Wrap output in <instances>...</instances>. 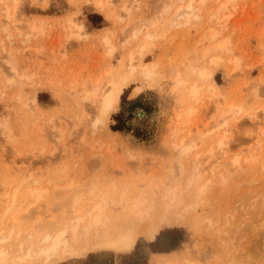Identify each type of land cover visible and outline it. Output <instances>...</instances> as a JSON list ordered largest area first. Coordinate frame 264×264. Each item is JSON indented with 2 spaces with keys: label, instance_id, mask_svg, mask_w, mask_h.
Masks as SVG:
<instances>
[{
  "label": "rangeland",
  "instance_id": "rangeland-1",
  "mask_svg": "<svg viewBox=\"0 0 264 264\" xmlns=\"http://www.w3.org/2000/svg\"><path fill=\"white\" fill-rule=\"evenodd\" d=\"M1 1L4 2V0H0V11L3 12L5 7L9 8L8 10L10 14L13 13L14 23L13 24L10 20L7 24L8 26L6 25V30H4L5 27L4 29H0V63L2 62V65L3 63L5 64V61L1 59L7 61L5 58L6 54L4 55L3 52H9L10 58L8 57L9 55H7V57L14 68V72L12 71L13 78L12 73L9 71L5 72L6 70H9L10 66L8 67L5 65V67L8 68L5 69L4 66L0 64V74L2 75H0L1 206L5 204V199L3 198L4 194L15 187L17 183L27 175H30V180H38L42 183L41 185L44 188L51 192L56 189L55 186H62L63 182H59L55 178V176L58 177L60 174L59 171H56L60 168V165L62 167L65 166L63 171H66V174L68 172V178L80 177L86 179L91 176L89 174L93 175L94 173L95 175V173L99 174L103 171L108 174L111 173L119 178L120 170L114 165H116V163L121 164V162L124 161L127 162L125 158L126 153H124L126 147L131 150L133 149V152L136 151V154L141 153L142 159H144H139V161L134 160L131 163L136 169L143 171L144 175L148 174L150 173V169L158 167L160 160L162 162L173 160L172 153L175 154V158H173L177 159L176 152L174 150L171 151L169 147L170 144L168 143L169 141H167L169 140L168 135L169 133L171 134L173 130L172 128L178 127L180 124L179 121L182 123L187 119V121H191V124L187 125L191 134H193L194 137L199 135V133L201 135L199 138L196 137V140L191 134L190 137L188 136L189 140L194 143V148H196L189 153L190 155L188 154L181 159L186 165V173L181 179H185V182L191 175L192 172L191 170L189 171L191 168H189L190 166L188 165H191L194 155L198 153V158L200 160L199 166L201 167V181L199 180L200 182L198 181V184L202 185L207 179L215 180L214 184L210 187L211 190L209 189L205 193V196H203L204 200L202 199V203L200 202L196 209L192 210L190 214H187L189 217L186 216L182 224H168L156 235L157 237L159 233L164 230H178L175 234L161 235L159 238V244L156 245V247L167 248L170 243L178 241V239L182 237V241L179 242L178 248L175 250L166 253H151L148 248V243L151 242L138 238L133 249L128 252L117 253L113 251H101L90 253L83 258L71 259L58 264H133L135 260L133 250L136 244H138L136 250L137 255L143 256L146 259L147 264H166V262H169L170 264H264V243H262L264 242V213H262L264 212V0H232L233 3L230 2L228 5L229 10L225 13L223 12V14H228L229 11L233 10L232 15L234 16H231L227 23V26H229L228 28H230H226L228 31H225V29L222 30V28L219 29L220 27L218 28V26H220V23H216L215 20L206 19L207 16L208 18L211 17V14L217 7L216 0H206L207 3H204L206 6L208 5L207 7L204 6L205 4H199L202 12L200 14L203 16V23L200 21V24L196 23V27L195 25H191V28L190 25H188L189 28H187V26L171 28L164 34L161 32L162 35L158 32V39H155L154 44L156 45L158 42L159 45L155 46L153 44L150 46L144 56L146 58V63H153L154 61V63H156L158 60L157 63L163 72L162 79L160 77V79L157 80L159 82L155 81L153 84L138 82L137 84L124 88L118 104L114 106L109 114L106 121V128L104 129V127L100 125L97 126V133L99 132V135L97 133L92 134L90 132L91 134H89L87 132L89 131L88 122H90L91 119H87L85 114L93 119L94 117L92 115H94V113L96 114V111H94V105L90 101H88V104L87 100L86 103H84L85 100L83 103L80 102V100L82 101L80 96H82V94L84 96L87 84H89L88 90L90 92V90H93L90 85H93L94 87L93 81L95 82V79H99L97 88L98 92L96 91V101L99 102V98H101L100 93L102 94V91L108 86L107 81L109 80V77L104 75L105 72L110 68H117L120 66L127 56L125 53H128V50H131L134 45L132 42L127 44L126 39H124L127 38L129 31L128 27L138 23V20H144L146 15H148L146 18L149 19L153 16L156 17V14L159 13L161 7L160 4L168 2L169 0H130L131 3L128 2L129 0H113L114 4L111 0H88V2L86 0H9V2L8 0H5L4 3ZM11 1H15L16 4H12L13 2ZM124 2L127 3L126 5L129 7V10L127 12L125 11L126 14L124 12L121 14L124 13L123 16L127 15L128 18L124 17L121 21L119 20V22L116 20L123 16L120 14L121 11H119L120 9L118 7ZM96 3H98V5ZM181 3L180 0H175L174 8H177ZM99 4L101 5L99 6ZM3 5L5 7H2ZM11 6L14 8L13 10ZM117 12L121 16L117 17ZM1 14L2 13H0V19ZM139 17L140 19H138ZM19 20L23 21H20L21 24H26L25 27H23L26 32L29 30L28 27H30L32 23H39L43 32L41 31L40 34H36L34 38L33 36L26 38L27 42L24 43V40L22 39L25 38L26 34H24L23 30H21L22 32L18 30V28L20 29L23 26H20L21 24L17 25ZM68 21L81 27L83 35L80 31L79 34L81 33L82 37L79 36L78 38V36L73 35L76 34V32L78 33V31L74 30V24L70 25ZM10 23L12 24L10 25ZM9 25L12 28L17 25L16 29L18 31L10 29ZM124 26H126V29L128 28L127 31L125 30V33L121 31ZM211 27L219 30L221 33L220 37L224 38L228 36L229 42L231 43L228 47L230 51L221 55L224 57L216 67H209L213 73L210 81L205 83L197 82V84L201 86V89L197 96L198 100H194L187 95V84L186 86L179 88L173 86L175 85V82L172 78H174L177 71L182 72L185 66L178 65L173 61L171 62V55L175 54V52L173 53L172 48L174 45V48H176L178 46L176 44H179L180 40L184 45L188 44L186 45V48L184 46L186 50L190 49L194 45L193 43V45L190 43H196L197 41L195 40L197 38V40L200 39L199 35L201 36L203 31ZM156 28L154 29L156 30ZM68 29L71 31V36L68 34ZM229 30L233 31V33H230ZM181 32L183 34L186 32L184 34L185 36ZM7 33L10 35L7 36L11 37L10 40L5 37ZM14 34H19V36H15ZM180 34L183 35L181 39ZM124 35L126 37H124ZM160 35L162 37L159 39ZM172 35H175L174 39L169 40L170 38H168V36L171 37ZM67 36L69 37L66 39L65 37ZM103 37L108 40V47L112 46L110 47L111 51H113L112 49L114 48V51L108 54L109 61L108 58L105 57L108 47H103L102 42L100 41ZM119 38L121 39V43L118 44L117 39L118 42H120ZM162 38L164 41L167 39L165 41L166 45H164ZM183 39H185V41ZM9 41H12V43ZM169 41H173L172 43L170 42L171 46L169 45ZM213 43L214 41H206L203 44L212 45ZM25 47L28 49V52L24 51L26 49H22ZM39 47H41L42 50L44 48L42 56L33 52ZM15 49L20 50L17 51ZM11 51H13V53ZM14 51L17 52L15 53ZM167 56H169L168 58L170 59L168 65L174 67L173 71H170V68H168L169 66L166 61ZM174 57L175 55L173 56V59ZM228 57L231 59H234L235 57L240 59L239 67L236 70L231 71L233 64L227 60ZM172 63L173 65H170ZM255 63L256 65H254ZM244 66L246 68H244ZM102 71L105 72L101 73ZM3 72H9L7 75H10V77L13 78V82L16 81L15 84L9 83L10 86H8L6 79L3 81L4 77L7 76L5 74L3 77ZM31 73L35 76L33 74L30 75ZM98 73L103 76L100 75L98 78ZM18 75H22V77L20 78ZM28 76H33L30 77L31 81ZM86 76L89 77V83L87 81L86 84L85 81L83 84L84 86L82 85L81 88V83L87 78ZM185 78L188 83H192V80H194V77L190 73H186ZM81 80L83 81L81 82ZM47 81H49V83ZM2 82L5 84H2ZM135 86L140 88L136 96L132 94ZM79 87L83 90L81 91ZM174 87L176 89H173ZM76 92L77 94L80 92V96L75 95ZM208 92L211 93L209 94ZM209 96L211 97L210 103L207 101ZM217 100L220 102H217ZM26 102H28L27 105H24ZM207 103H209V105ZM229 104L235 106L236 109L240 105V110L237 111V114L234 113L230 115L227 126L216 127V125L221 123L222 115L229 116L228 114L231 113V110L228 109V106H230ZM205 105H208V107L206 106V108ZM82 109L84 110L82 111ZM188 109H195L193 116H186V114L188 115ZM92 111H94V113ZM183 112L185 116H183ZM254 113H256V116ZM253 115L254 118L251 119ZM177 117L178 119H175ZM192 118H195L194 121ZM209 118L213 123L210 120V124L206 122V119ZM203 119H205L204 125L202 123L204 121ZM87 120L89 121L87 122ZM176 122L179 123L177 126L175 125ZM196 123L199 125L197 126ZM89 124H91V122ZM192 124L198 127V133H194L189 129L191 126L193 127ZM72 126L74 129H70ZM196 127H194L195 131ZM225 129L228 131L226 130V132L221 133V131H225ZM186 131L187 129L185 128L182 132L183 134L181 133V135L179 134L177 136L178 138H176V141L181 137H186L188 132ZM260 131L263 132L260 133ZM71 132L73 133V136H70V134L68 135V133ZM77 132L78 134H81L83 144L76 141L75 138H77V136L79 137ZM98 138L99 142L103 144L100 151L104 152L106 151L104 149L107 148V150H109L112 148V151L110 152L111 156L107 153L108 151L101 157L92 155V151L89 149L90 145L88 146V144L91 140L93 142V140H97ZM218 139H221L224 149L222 150L225 153L222 150L217 149L216 142ZM114 143L118 145L114 146ZM210 147L215 150L216 157H220L218 161L219 163H217L219 168L215 170V179L212 176L211 168L213 165L214 167L218 166L209 161L206 154V148L209 149ZM235 156H238L239 158V166L236 169H230L227 163ZM94 157H99V162L96 164H93L95 163L93 160ZM110 157H116V160L111 162V164ZM153 157H156L157 159ZM104 158H108V161ZM90 159H92V164L89 163ZM101 159H104L105 162ZM152 161H156V163H153V165H155H151L152 167L150 166L148 168L147 164L150 165V162ZM74 163H76L77 169ZM244 166L245 169L243 170ZM62 167L61 169H63ZM226 170L230 171V175L227 176L225 182H222L219 174L222 173V175L225 176ZM81 173H83V175ZM232 174L233 178L231 177ZM48 175L49 177H47ZM47 180L50 182L48 183ZM53 195L54 194L50 195L51 197L47 196L48 200L54 197ZM53 202L55 203L56 201L53 199L51 204H53ZM208 202L211 206H209L210 204ZM207 203L208 205H206ZM51 204L47 202L46 206ZM261 207H263V209H260ZM215 212H217L219 216L214 215L216 214ZM227 212L228 214H226ZM215 216L218 217V221L214 219L216 218ZM193 217H196L199 220L203 218L208 220L207 222L203 221L207 227L209 226L208 229L204 226L205 224L200 225L201 228L199 226L195 227L193 224L191 225V223H193ZM247 219L249 221H247ZM207 223H209V225H207ZM192 228L198 231L193 230ZM155 239L152 242H154Z\"/></svg>",
  "mask_w": 264,
  "mask_h": 264
},
{
  "label": "bare ground",
  "instance_id": "bare-ground-1",
  "mask_svg": "<svg viewBox=\"0 0 264 264\" xmlns=\"http://www.w3.org/2000/svg\"><path fill=\"white\" fill-rule=\"evenodd\" d=\"M86 1L88 2V0H86ZM111 1H113V0H111ZM114 1H113V4H114ZM126 1H128V0H126ZM174 1L169 0L168 2H164V3L160 4L161 7L159 10V13L156 14V17L153 16L154 18L151 17L149 19V18H146L148 16V15H146L145 19L143 18L145 21L144 20H141V21L138 20L139 21L138 23H135V24L133 23L134 25H132V26L130 25V27H128L129 28V31H128L129 35L127 34V38H124V39H126L127 44L132 42V44H134V45L132 46L131 50H128V53H125V54H127V56L120 66H118L117 68H110L109 67L110 69H108L106 72L105 71L101 72V73L105 72L104 75H107L109 77V80L108 81L106 80L108 82V86L106 85L107 87L105 89L103 88L104 90L102 91V94L100 93L101 98L98 97L100 99L99 102L96 101V98H97L96 97V91L98 90L97 88H98V84H99L98 83L99 79L96 80L94 78L95 79V82L93 81L94 87H93V85H90L93 88V90L92 91L90 90V92L88 90L89 84H87V81L89 83V79H88L89 77L86 76L87 78H85L84 81L81 80V82L83 81L81 83V86H80L81 88H82V85L84 84L85 81L87 84V86H86L87 89H86L85 93L82 92V93H84V96H83V94H82L83 97L80 96L79 95L80 92H78V94H77V92H76V94L75 93H73V94L79 95L80 98L82 99V101L80 100V102H82V103L84 100H85L84 103H86V100H87V104L89 103L88 101H90L94 105V109H95L94 111H96V114L94 113V111H92L95 115V116L92 115L94 117L93 119H92V117H89V115L85 114V116H87L86 117L87 119H89V120L91 119V121H90L91 124H89L90 122H88L89 120H87L88 125H89V131H87V132L89 134H91V133L96 134L97 133V126H99V125L104 127V129L106 128V124H107L106 121L109 117V114H110L111 110L114 108V106H116L118 104L120 95H121L124 88L132 86L134 84H137L138 82H145L147 84L148 83L153 84L155 81L160 79V77L162 79V73L163 72L160 69L159 64L157 63L158 60L156 61V63H154L155 61L153 63H146L145 62L146 58L144 56L145 52L150 48V46H152L154 44L155 39L156 38L158 39V32H160V33L162 32L164 34L171 28L180 27V26H187V28H189L188 25H190V28H191V25H195L196 23L200 24V21H202L203 16L200 14L202 12H201V9L199 7L200 6L199 4L202 5V4H205L204 2L207 3L206 0H180V2H182V3L177 8H174ZM233 1L232 0H223V1L216 0L215 1L217 4L216 10L211 14V17H209V18H208V16L206 18V16L204 15L205 18L209 19V20H211V19L215 20L216 23H218V24L220 23V26H218V28L220 27L219 29L222 28V30L225 29V31H228V29H230V28H228L229 26H227V23L229 21V18L231 16H234V15H232L233 10L229 11L228 14H223V12L225 13L227 10H229L228 5L230 2L233 3ZM1 2H3V1H1ZM4 2H5V0H4ZM8 2H9V0H8ZM11 2H13V1H11ZM14 2L12 4L15 5L16 2L15 3ZM128 2L131 3L130 0ZM96 4L98 5V3H96ZM126 4L127 3L124 2L119 7L117 6L120 9V10L119 9L118 10L121 11L120 14L122 12H124L126 14V12L129 10V7ZM100 5L101 4H99V6ZM103 6H105V5H103ZM111 6H113V5H111ZM204 6H206V4ZM2 7H5V6L3 5ZM235 8H236V6H235ZM8 9L9 8L5 7V9H3V12L0 11V13H2L1 19H0V27H1L0 29H4V27H5L4 30H6V25L8 24V22H10V20L13 23V13L11 12L12 14H10ZM13 9L14 8L12 7V10ZM231 9H233V8H231ZM0 10H1V8H0ZM115 10H117V9H115ZM118 12L116 13L117 17L124 15V13L120 15V14H118ZM124 17H127V15L121 17L120 19H117L116 21H119V20L121 21ZM20 18H22V17H20ZM138 19H140V17ZM147 19H149V20L146 21ZM20 21L23 22L22 20H19V23L17 22V25L21 24ZM136 22H137V20H136ZM12 23H10V25ZM68 23H70V25L74 24V23L72 24L71 21L70 22L68 21ZM202 23H203V21H202ZM25 25L21 24L20 26H22V27L20 29L17 27L18 30H20V31L23 30L24 34H26V36L24 35L25 38L22 39V40H24V43L27 42L26 38H29L30 36L31 37L33 36V38H34V36L36 34L38 35L41 33V31L43 32V30H41V28H40L39 23L38 24L32 23L30 25V27H28L29 30L27 32L23 29V27H25ZM16 26L15 27L13 26L14 28H12L10 26V29H13V30L15 29L16 31H18L16 29ZM156 26L158 29L156 28ZM197 26H199V25H197ZM73 27H74V30L78 31V33L76 32V34H73V35L78 36V38H79V36L82 37L83 32H81L82 31L81 27L78 25H75V24L73 25ZM125 27L126 26H124V28H123L124 30L121 29V31H123V33H125L128 30V28L126 29ZM195 27H196V25H195ZM202 27H204V26H202ZM154 28H156V30ZM199 28H201V27H199ZM226 28H228V29L226 30ZM46 29H47V27H46ZM68 31H69V29H68ZM79 31L82 33V35H81V33L79 34ZM69 32H68V34H69V36H71L72 35L71 31H69ZM231 32L233 33V31H230V33ZM162 33H161V35H162ZM20 34H22V33H20ZM178 34H179V32H178ZM196 34H197V32H196ZM258 34H260V33H258ZM7 35H9V33H7L5 35V37H7L10 40V38H11V37H9L10 35L9 36H7ZM14 35L19 36V34L18 35L14 34ZM161 35H160L159 39L162 37ZM183 35H181V37L179 36L180 39L182 38ZM69 36H67L65 38L67 39ZM174 36L175 35H172L171 36L172 38L168 36V38H170L169 40H173ZM220 36H221V33L219 32V30L213 29V27H211V28H209V29L207 28V30L203 31L201 36L199 35L200 39L197 40L198 39L197 38L195 40V41H197L196 43H194V42L190 43V44H192V43L194 44V45L192 44L193 46L191 45L192 46L191 48L189 47L190 49L186 50L185 48H186V45H188V44L184 45L180 40H179V44L178 43L176 44L178 46L176 48H174L175 47V45H174V47L172 48L173 53L175 52V54H174L175 57L173 59L174 55H171L172 59H173V60L171 59V62L173 61V62L177 63L178 65H184L185 66L184 70H182V72L177 71L176 74L174 75V78H172V79H174V82H175V85H173V86H175L176 88H179V87L186 86V84H187L188 85V88H187L188 94L187 95H189V98H191V99L198 100L197 96L199 94L201 86H199L197 84V82L205 83V82H208L212 79L213 73L209 67H211V66L216 67L224 57V56L222 57L221 55L223 53L226 54V52L228 53L230 51L228 49V47L230 46L229 44H231V43L229 42L228 36L224 37V38H222ZM104 37H105V35H104ZM104 37H103L104 40L101 39L100 41L102 42L103 47H105V46L108 47L109 42ZM124 37H126V36L124 35ZM165 37H166V35H165ZM35 38H37V37H35ZM163 38H164V35H163ZM166 40L167 39H165V41ZM183 40L185 41V39H183ZM103 41L105 44L103 43ZM119 41L120 42H118V39H117L118 44L121 43V39ZM162 41L164 42V45H166L164 39ZM206 41H214V43L212 45H204L203 43ZM1 42H2V40H1ZM7 42H8V40H7ZM170 42L172 43L173 41H169V45L171 46ZM186 42H188V41H186ZM10 43H12V41ZM22 43H23V41H22ZM156 45L157 46L159 45L158 42ZM162 45H163V43H162ZM124 46H125V44H124ZM184 46H185V48H184ZM41 47H39L40 49L37 48V50L33 51V52H36L37 55L40 54V56H42V54L44 52L43 51L44 48L42 50ZM110 47H112V46H110ZM110 47H108V49L106 48L107 51L105 53L106 54L105 57H107V58L109 57L108 54L114 51V48L112 49L113 51H111ZM17 48H19V47H17ZM120 48H121V46H120ZM170 48H169V50H170ZM2 49H3V47H2ZM10 49H13V48H10ZM22 49L24 50V49H26V47L22 48ZM15 50L18 51L20 49H15ZM8 51H10V50H8ZM17 51H14V52L16 53ZM24 51L28 52V49H26ZM2 52H3V50H2ZM11 52L13 53V51H11ZM3 54L4 55L6 54L5 58L7 59L8 63L6 60L1 59V60L5 61V64L3 63V65H2L1 64L2 62L0 64L2 66H4L5 69H8L7 67H5V65L8 67L9 66L12 67L10 60H9L10 54H9V52L8 53L3 52ZM166 54H167V52H166ZM168 54H169V51H168ZM7 55H9L8 56L9 58L7 57ZM11 57H12V55H11ZM168 57L169 56H167V59H166L167 65L170 62V59ZM227 60L229 62H232V64H233V67H231V71L236 70L239 67L238 66L239 61H240L239 58L235 57L234 59H231L228 57ZM108 61H109V58H108ZM221 63H223V62H221ZM170 65H173V63ZM254 65H256V63ZM10 67H9V70H6V71L4 70V71L5 72L9 71L10 73H12V71L14 72V68L13 67L10 68ZM246 67H247V65H246ZM246 67L244 66V68H246ZM249 67H250V64H249ZM168 68H170L169 69L170 71H173L174 67L169 66ZM2 69H1V71H2ZM237 71H239V70H237ZM240 71H241V69H240ZM5 72H3V77L5 76V74L7 75L9 73V72L5 73ZM186 73H190L194 77V80H192L193 81L192 83H188L186 81V78H185ZM32 74L33 73H31L30 75H32ZM100 75L98 73V78L100 77ZM12 76H13V73H12ZM18 76H20V78L22 77V75H18ZM101 76H103V75H101ZM28 77L30 79V77H33V76H28ZM13 78H14V76H13ZM13 78H11L10 75H7L4 77L3 81H5V79H6L8 86H10L9 83L15 84V82H16V81L13 82ZM30 81H31V79H30ZM47 82L49 83V81H47ZM157 82H159V81H157ZM2 84H5V83L2 82ZM19 85H20V83H19ZM80 87H79V89H81ZM175 87L173 89H176ZM206 88H208V87H206ZM211 88H212V85H211ZM82 90L83 89H81V91ZM139 90H140V88L138 86H135L132 94L136 96V94L139 92ZM208 93L210 94L211 92H208ZM214 94H215V92H214ZM187 97H186V100H187ZM208 98H207L208 100L207 99L206 100L209 101V103H210L211 97L209 96ZM179 101H180V99H179ZM217 102H220V101L217 100ZM27 103L28 102H26L24 105H27ZM78 103H79V101H78ZM181 103H183V102H181ZM188 103H190V102H188ZM209 103H207V104L209 105ZM193 104H196V103H193ZM93 105H92V107H93ZM208 105H205V107L206 106L208 107ZM219 106H220V104H219ZM237 106H238V103H237ZM228 107H226V108L230 109L231 113L228 114L229 116H225V115L223 116L222 115V117H221L222 121H220L221 123L216 125V127L217 126L218 127L227 126V124L229 122L228 119L230 118V115H232L234 113L237 114V111L240 110V108H239L240 105L237 109L235 106H232V105H230ZM220 108H221V106H220ZM226 108H225V112H226ZM260 109H261V107H260ZM83 110L84 109H82V111ZM92 110H93V108H92ZM187 111H188L187 112L188 115L186 114V116L191 117V115L193 116V114L195 113V109H188ZM184 112H183V116H185ZM90 113H91V111H90ZM243 114H245V113H243ZM254 115L256 116V113H254ZM254 115H253V117H251V119L254 118ZM178 117L175 119H178ZM180 117H182V116H180ZM190 117H188V118H190ZM192 119L194 121L195 118H192ZM187 120L185 122H182V123H181V121H179L180 124L177 123L178 122L177 121L175 123V125L177 126V124H179L178 127L172 128L173 130H172L171 134L168 132L169 138H168V136H167V138L169 140H167V138H166V140L169 141L168 143L170 144L169 147H170L171 151L174 150L176 152V155H177L176 158L177 159H174L175 154L172 153V159L173 160H171L169 162H162L160 160L158 167H156V168L154 167L153 169H150V173H148V174L144 175L143 171L136 169L131 163L134 160L139 161V159H142L141 153L136 154L135 153L136 151L133 152L132 151L133 149L131 150L127 147L125 148V152H124V153H126L125 158H126L127 162L124 161V162H121V164L116 163L117 166L114 165L115 167H117L120 170L119 171L120 172L119 178L115 177L111 173L108 174L104 171L99 173V174L95 173V175H94V173H93V175L89 174L91 176L89 178H86V179H82L80 177L68 178L67 177L68 172L66 174L65 173L66 171H63L65 166L62 167L60 165V168H59L60 170L57 169L56 171H59L61 175L59 174V176L57 175L58 177L55 176V178L57 181L63 182V185L57 186V187L54 185L56 189L51 192V191H48L46 188H44L41 185L42 183H40L38 180H34V179L30 180L31 179L30 175L29 176L27 175L29 173L25 174L27 176L23 177L17 183V185L15 187H13L10 191L6 192L4 194V197L2 196L5 199V202H4L5 204L2 206L0 205V264H58V263H63L65 261L71 260V259L83 258L90 253H97V252H101V251H113V252H117V253L128 252V251H131L133 249L138 238H142L148 242H152L155 239L158 232L160 230H162L166 225H168V224H172V225L182 224L184 222L185 217L186 216L189 217L187 214H190L192 210L196 209L197 205L204 198L203 196H205V193L210 189V187L214 184V181H215L213 179H207L203 182L202 185L198 184V181L201 179V174H200V168L201 167L199 166L200 160L198 158V156H199L198 153H196L194 155V158L191 161V165H188V166H190L189 168H191V169H189V171L191 170V172H192L191 175L187 178V180L185 182H184L185 179H183V180L181 179V178H183L182 176L186 173V165L181 161V159H182V157H186L189 153H191V151L193 149L196 148V147L194 148V143L189 140L191 132H190V130H188L187 125L191 124L190 123L191 121H187ZM203 120L204 121L202 123L204 125L205 119H203ZM206 120H207L206 121L207 123H209V120L212 122V120L210 118L206 119ZM47 121H49V120H47ZM78 121H80V120H78ZM257 123H256V125H257ZM196 125L198 126L199 124L196 123ZM73 126L70 127V129H72V128L74 129ZM206 126H208V125H206ZM194 127H196V126L193 125V127L191 126V128H189V129H191V131H193L195 133V132H197L198 127H196V131H195ZM53 128H55V127H53ZM75 128H77V127H75ZM185 128L188 131V132L186 131L187 132L186 137H181L180 139H178L176 141V138H178L177 136L179 134L181 135V133L183 132V130H185ZM226 130L227 129H225V131H221V133L226 132ZM205 131H206V129H205ZM72 132H74V131H72ZM72 132L68 133V135L70 134V136H73ZM78 132H77V134H78ZM200 132H202V131H200ZM261 132H263V131H260V133ZM74 134H76V133H74ZM97 134L99 135L100 133L98 132ZM78 135H79V137L77 136V138H75L76 141H79L80 144H83V139L81 137V134L79 133ZM200 135L201 134L199 133V135L194 137L193 134H191V136L194 137L195 140H196V137L199 138ZM105 141H106V138H105ZM91 142H92V140H91ZM91 142L88 144V146L90 145L89 149L92 151L93 156H100V157L102 155L104 156L106 154L105 152H107V151H108L107 153H109V155L111 154L110 152L112 151V148H110L109 150H107V148H106V149H104V150H106L104 152L100 151L103 144L101 142H99V138L97 140H93L92 144H91ZM85 143H86V141H85ZM216 143H217V149L222 150L223 149V143H222L221 139L220 140L218 139V141ZM114 144H115L114 146L118 145L116 143H114ZM209 145H211V144H209ZM108 148H109V146H108ZM54 149H53V151H54ZM262 149H263V147H262ZM202 153H203V150H202ZM206 154H207L208 160L211 161L213 164L217 165V163H219L218 161H219L220 157H216L214 149H212L211 147L209 149L206 148ZM146 156H148V155H146ZM116 157H113V158L110 157V164H111V162L116 160ZM153 158L157 159L156 157H153ZM104 159H106V158H104ZM104 159H101V160L104 161ZM187 159H188V157H187ZM93 160L95 163L92 162V159H90V162L89 161L88 162L90 164H92V163L96 164L97 162H99V157L98 158L94 157ZM101 163H103V162H101ZM153 163H156V161L150 162V165L147 164L148 168L151 165H153ZM74 164L76 167V163H74ZM208 164H210V163H208ZM69 165H71V164H69ZM99 165H100V163H99ZM227 165L230 167V169H236L239 166L238 156L233 157L227 163ZM244 165H245V163H244ZM72 166H74V165H72ZM61 167L63 169H61ZM71 167H69V168H71ZM218 168H219V166L214 167V165L211 168L212 176L214 177V179L216 176L215 170H217ZM246 168H247V166H246ZM76 169H77V167H76ZM244 169H245V166L243 167V170ZM70 170L75 171L73 169H70ZM80 170H81V168H80ZM205 171H206V169H205ZM70 174H71V172H70ZM81 174L83 175V173H81ZM235 174H236V172H235ZM82 175H80V176H82ZM228 175H230V171L226 170V175L224 176V175H222V173H220L219 177H220L222 182H225ZM202 176H203V174H202ZM47 177H49V175ZM231 177L233 178V174ZM231 177H229V178L232 179ZM42 179H43V177H42ZM230 179H229V181H230ZM49 182L50 181H48V183ZM217 183H218V180H217ZM54 186H52V187H54ZM215 186H218V185H215ZM212 189H213V187H212ZM212 193H214V192H212ZM52 194H54L53 195L54 197H52L48 200L47 196H50ZM208 194H210V193H208ZM53 199L56 202L55 203L53 202V204H51ZM47 202L50 203L51 205L46 206ZM208 203L206 205H208ZM209 206H211V204ZM260 209H263V207H261ZM257 210H259V209H257ZM259 212H261V211H259ZM215 213L216 214H214V215L219 216V214L217 212H215ZM262 213H264V212H262ZM226 214H228V212ZM215 217L216 218H214V219H216V221H218V217L217 216H215ZM203 221L207 222L208 220H206L204 218L199 220L198 218L193 217L192 218L193 223H191V220H190V223H191V225L193 224L195 227H198V226L200 227V225L205 224V223H203ZM247 221H249V220L247 219ZM213 224H216V223H213ZM207 225H209V223H207ZM204 226H206V224ZM214 226H216V225H214ZM208 227H207V229H208ZM210 228H211V226H210ZM193 230H196V229H193ZM196 231H198V230H196ZM207 231H209V230H207ZM251 234H253V233H251ZM255 238H256V236H255ZM262 243H264V242H262ZM157 258H155V259H157ZM155 259H154V261H155ZM180 261H181V259H180ZM194 262H196V261H194ZM166 264H170V263L166 262ZM189 264H191V263H189Z\"/></svg>",
  "mask_w": 264,
  "mask_h": 264
},
{
  "label": "trees",
  "instance_id": "trees-1",
  "mask_svg": "<svg viewBox=\"0 0 264 264\" xmlns=\"http://www.w3.org/2000/svg\"><path fill=\"white\" fill-rule=\"evenodd\" d=\"M177 232H178V230H176V229H173L171 231H169V230L161 231L159 233V235L156 237L154 242L148 243V248H149L150 252L151 253H166V252H170V251H173L176 248H178V244H179L180 241H182V237H180L178 239V241L170 243L167 246V248L156 247V245L159 244V238H160L161 235H164V234L165 235H167V234H175ZM137 247H138V244H136V246H135V248L133 250V256L135 258L133 264H147L146 259L143 256H138L137 255V253H136Z\"/></svg>",
  "mask_w": 264,
  "mask_h": 264
},
{
  "label": "crops",
  "instance_id": "crops-1",
  "mask_svg": "<svg viewBox=\"0 0 264 264\" xmlns=\"http://www.w3.org/2000/svg\"><path fill=\"white\" fill-rule=\"evenodd\" d=\"M151 255V254H150Z\"/></svg>",
  "mask_w": 264,
  "mask_h": 264
}]
</instances>
